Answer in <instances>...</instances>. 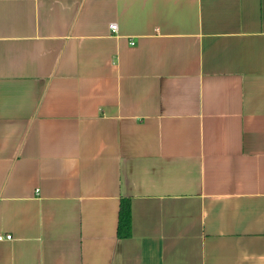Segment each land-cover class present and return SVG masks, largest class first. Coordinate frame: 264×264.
I'll return each instance as SVG.
<instances>
[{
	"label": "crops",
	"instance_id": "obj_1",
	"mask_svg": "<svg viewBox=\"0 0 264 264\" xmlns=\"http://www.w3.org/2000/svg\"><path fill=\"white\" fill-rule=\"evenodd\" d=\"M2 236L0 264H264V0H0Z\"/></svg>",
	"mask_w": 264,
	"mask_h": 264
},
{
	"label": "trees",
	"instance_id": "obj_2",
	"mask_svg": "<svg viewBox=\"0 0 264 264\" xmlns=\"http://www.w3.org/2000/svg\"><path fill=\"white\" fill-rule=\"evenodd\" d=\"M118 235L122 239H128L133 233L132 213L130 199H122L119 209Z\"/></svg>",
	"mask_w": 264,
	"mask_h": 264
},
{
	"label": "built area",
	"instance_id": "obj_3",
	"mask_svg": "<svg viewBox=\"0 0 264 264\" xmlns=\"http://www.w3.org/2000/svg\"><path fill=\"white\" fill-rule=\"evenodd\" d=\"M117 29H118V25H117L116 23H114V24L111 25V30H112V31L116 32ZM4 239H5L4 236L0 237V241H3ZM6 239L11 240V239H12V235H7V236H6Z\"/></svg>",
	"mask_w": 264,
	"mask_h": 264
}]
</instances>
